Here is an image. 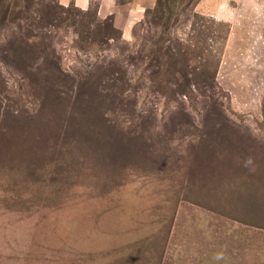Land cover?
Returning a JSON list of instances; mask_svg holds the SVG:
<instances>
[{
    "label": "rangeland",
    "instance_id": "rangeland-1",
    "mask_svg": "<svg viewBox=\"0 0 264 264\" xmlns=\"http://www.w3.org/2000/svg\"><path fill=\"white\" fill-rule=\"evenodd\" d=\"M0 2V264H264V0Z\"/></svg>",
    "mask_w": 264,
    "mask_h": 264
},
{
    "label": "crops",
    "instance_id": "crops-1",
    "mask_svg": "<svg viewBox=\"0 0 264 264\" xmlns=\"http://www.w3.org/2000/svg\"><path fill=\"white\" fill-rule=\"evenodd\" d=\"M61 4L67 6L70 5L71 3H74L76 7L80 8L81 10H87L89 8L90 0H64L62 3L61 0H59ZM102 9H101V14L102 11H105L109 9L110 7L107 6V3H102ZM110 15L113 13H109Z\"/></svg>",
    "mask_w": 264,
    "mask_h": 264
},
{
    "label": "trees",
    "instance_id": "trees-1",
    "mask_svg": "<svg viewBox=\"0 0 264 264\" xmlns=\"http://www.w3.org/2000/svg\"><path fill=\"white\" fill-rule=\"evenodd\" d=\"M32 3V2H31ZM0 4H5L4 2H0ZM55 13V12H54ZM58 13V12H57ZM48 15L50 16V13L48 12ZM44 18H46L47 19V15L46 16H44ZM44 18L42 19H40V23H42V22H44ZM6 20V19H5ZM3 21V19L1 18L0 19V21H1V23H3V24H6V21ZM32 25H33V23H32ZM107 31H106V34L110 37V39H115V37H116V34H117V32H116V30H115V28L113 27V25H110V24H108V28L106 29ZM9 50H12V51H16V52H18V51H21V48L19 49V48H17L16 50H15V47H13V46H11L10 48H9ZM20 56H21V58L22 59H24V55L22 54V53H20Z\"/></svg>",
    "mask_w": 264,
    "mask_h": 264
},
{
    "label": "snow or ice",
    "instance_id": "snow-or-ice-1",
    "mask_svg": "<svg viewBox=\"0 0 264 264\" xmlns=\"http://www.w3.org/2000/svg\"><path fill=\"white\" fill-rule=\"evenodd\" d=\"M61 2H63V0H61Z\"/></svg>",
    "mask_w": 264,
    "mask_h": 264
},
{
    "label": "clouds",
    "instance_id": "clouds-1",
    "mask_svg": "<svg viewBox=\"0 0 264 264\" xmlns=\"http://www.w3.org/2000/svg\"><path fill=\"white\" fill-rule=\"evenodd\" d=\"M63 2H64V0H63ZM63 2H62V3H63Z\"/></svg>",
    "mask_w": 264,
    "mask_h": 264
}]
</instances>
